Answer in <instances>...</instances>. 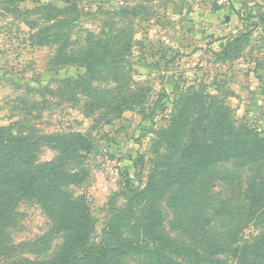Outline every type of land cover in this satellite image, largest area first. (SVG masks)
Listing matches in <instances>:
<instances>
[{"label":"rangeland","instance_id":"obj_1","mask_svg":"<svg viewBox=\"0 0 264 264\" xmlns=\"http://www.w3.org/2000/svg\"><path fill=\"white\" fill-rule=\"evenodd\" d=\"M46 5L62 9L75 5L69 23L45 32L55 22L38 12ZM263 14L264 0L0 3V125L15 133L81 132L89 137L91 148L78 150L80 156L70 159L77 168L85 166L87 174L66 189L88 202L94 223L91 242L105 238L106 223L114 207L124 206L130 183L142 187L147 182L154 159L165 151L163 145H156L158 133L185 91L207 92L211 102L232 110L236 127L250 126L264 137ZM55 32L61 34L59 42L56 38L49 42L46 35ZM90 33L110 36L114 55L123 60L117 71L119 87L128 85L142 100L120 116L119 110L110 112L115 117L109 123L100 114L103 111L88 114L83 101L61 95L58 89L62 80L87 72L85 67L59 61L61 41L70 37L85 42ZM235 39L239 42L227 48ZM109 79L110 86H98L115 87L114 79ZM46 141L37 150L42 160L57 155ZM209 190L214 199L226 196L229 182L218 178ZM17 210L9 238L20 247L8 253H51L61 239L40 206L25 199ZM253 232L257 233L248 229L246 234L251 238ZM6 259L1 257L0 263Z\"/></svg>","mask_w":264,"mask_h":264},{"label":"trees","instance_id":"obj_2","mask_svg":"<svg viewBox=\"0 0 264 264\" xmlns=\"http://www.w3.org/2000/svg\"><path fill=\"white\" fill-rule=\"evenodd\" d=\"M24 1L28 0L0 3ZM74 7L40 6L38 12L55 20L44 31L68 24ZM60 36L59 32L46 35L49 42L55 38L59 42ZM106 36L90 33L85 42L70 37L61 41L59 61L85 67L87 72L62 80L58 89L61 95L83 101L88 114L103 111L100 114L109 123L115 117L110 112L119 110L120 116L142 100L128 85L119 87L117 71L123 60L114 55L112 40ZM238 42L235 39L227 48ZM227 48L222 49L226 57ZM108 76L115 87H106ZM158 139L156 145H163L165 151L154 159L147 182L142 187L130 183L124 206L114 207L106 223L105 238L94 243L86 198L73 197L66 189L87 174L85 166L77 168L78 163L70 159L80 156L78 150L91 148L89 137L81 132L15 133L10 126L0 125V259L7 257L0 264H128L130 260L136 264H264L261 133L247 125L236 127L227 105L211 102L205 91L189 89L176 102ZM42 140L53 146L56 156L40 159L37 150ZM229 165L235 169L228 171ZM218 178L229 182V194L214 199L208 191ZM25 199L40 206L61 239L47 255L42 251L9 254L20 247L9 237L17 207ZM252 228L257 233L249 238L246 232Z\"/></svg>","mask_w":264,"mask_h":264},{"label":"crops","instance_id":"obj_3","mask_svg":"<svg viewBox=\"0 0 264 264\" xmlns=\"http://www.w3.org/2000/svg\"><path fill=\"white\" fill-rule=\"evenodd\" d=\"M221 44V43H220Z\"/></svg>","mask_w":264,"mask_h":264},{"label":"water","instance_id":"obj_4","mask_svg":"<svg viewBox=\"0 0 264 264\" xmlns=\"http://www.w3.org/2000/svg\"><path fill=\"white\" fill-rule=\"evenodd\" d=\"M264 136V135H263Z\"/></svg>","mask_w":264,"mask_h":264}]
</instances>
